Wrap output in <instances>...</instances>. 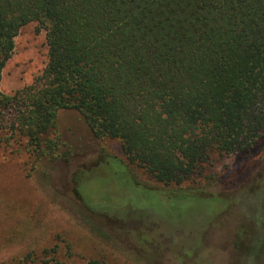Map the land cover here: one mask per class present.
Returning a JSON list of instances; mask_svg holds the SVG:
<instances>
[{
    "label": "trees",
    "instance_id": "trees-1",
    "mask_svg": "<svg viewBox=\"0 0 264 264\" xmlns=\"http://www.w3.org/2000/svg\"><path fill=\"white\" fill-rule=\"evenodd\" d=\"M33 22L46 33V64L33 83L9 95L0 90V119L11 113L40 176L53 162L39 161L69 151L58 127L64 110L77 112L93 138L120 142L128 162H107L117 182L165 199L199 198L212 183H183L214 156L245 162L264 150V0H0V81L19 30ZM128 165L159 185L140 182ZM85 190L81 181L74 187L91 206ZM130 207L111 213L136 219ZM68 209L100 249L147 264L124 240L127 229L116 234L86 208ZM141 212L139 219L156 218ZM57 252L28 251L2 264H65Z\"/></svg>",
    "mask_w": 264,
    "mask_h": 264
},
{
    "label": "rangeland",
    "instance_id": "rangeland-1",
    "mask_svg": "<svg viewBox=\"0 0 264 264\" xmlns=\"http://www.w3.org/2000/svg\"><path fill=\"white\" fill-rule=\"evenodd\" d=\"M47 49L44 29L34 22L23 26L2 71L0 90L9 95L33 83L46 64ZM11 122V113L0 119V264L28 251L40 258L42 250L55 247L65 264H82L90 257L135 264L100 249L78 226L69 204L86 208L116 234L119 226L127 229L124 240L133 251L145 253L147 264H264V150L245 162L236 155L214 156L183 183L193 189L212 183L196 194L199 198L175 194L165 199L131 190L121 178L117 182L107 162H128L120 142L93 138L77 112L58 113L59 134L69 151L53 161H39L53 162L47 163L45 177L32 168V148ZM128 168L140 182L159 185L141 169ZM79 179L85 183L83 200L91 206L74 191ZM162 188L167 194L171 187ZM117 191L119 196L111 195ZM58 195L60 203L53 200ZM125 203L136 219L113 216L124 213ZM138 211L156 218L139 219Z\"/></svg>",
    "mask_w": 264,
    "mask_h": 264
}]
</instances>
